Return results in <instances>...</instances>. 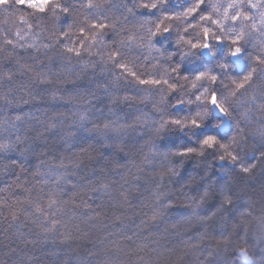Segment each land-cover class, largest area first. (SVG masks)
<instances>
[{
	"label": "trees",
	"instance_id": "obj_1",
	"mask_svg": "<svg viewBox=\"0 0 264 264\" xmlns=\"http://www.w3.org/2000/svg\"><path fill=\"white\" fill-rule=\"evenodd\" d=\"M230 2L206 0L222 7L219 14H213L211 8L205 14L220 18ZM251 2L264 5V0ZM9 5H0V35L14 39L18 38L19 29L25 27L21 14L37 11L15 4L14 0H9ZM241 10L254 19L224 21L221 37L227 42L232 35L228 29L239 31L243 25L246 35L242 42L248 53L255 56L260 42L264 41L259 15L264 7L251 8L249 0H243ZM233 11L229 10V15ZM252 23L256 24L255 29ZM212 27L216 31L215 25ZM209 42L216 43L211 38ZM242 63L249 62L242 60ZM14 65L11 56H0V73L10 76L9 68ZM213 74L218 77L215 83L205 79L196 89L189 85L191 99L195 100L203 88L210 87L216 90L218 102L237 117L234 127L240 123L244 128L247 123L256 129L264 122L261 121L264 72L258 69L253 80L235 96L230 94L235 88L231 79H241L245 71L239 75L230 73L228 78L222 77L218 70ZM16 75L23 77V70L16 71ZM24 82L27 83L26 77ZM33 95L36 103H43L40 96ZM130 95L114 92L109 109L97 110L105 111L104 118L80 112L81 123L96 120L95 127L89 124V132L84 134L94 138L81 140V146H74L77 141L72 115L62 108L44 107L27 114L0 109L3 113L0 136L7 134L5 121L9 117L25 118L29 131L33 127L30 121L45 125L38 129L36 140L26 137L27 142L12 146V151H0V261L10 264L12 258V264H129L144 258L154 260L155 264H167L170 260L184 264L189 258L186 253L222 239L211 226L223 225L225 218L213 217L216 209L206 216L204 209L193 204V199L200 200L203 194L196 197L187 183L175 185L169 180L170 169L175 172L184 169L186 178L189 172L198 171L191 160L176 155L183 147L192 146V142L182 134L168 133L164 137L154 132L146 134L151 132L150 126L159 115L144 107L151 105L150 100L143 103L126 100ZM26 100H29L27 96ZM117 102L126 106L131 115L117 111L113 107ZM37 144L41 146L36 147ZM21 151L26 159L15 158ZM220 162L216 160L217 167ZM153 215L157 219L152 220Z\"/></svg>",
	"mask_w": 264,
	"mask_h": 264
},
{
	"label": "clouds",
	"instance_id": "obj_2",
	"mask_svg": "<svg viewBox=\"0 0 264 264\" xmlns=\"http://www.w3.org/2000/svg\"><path fill=\"white\" fill-rule=\"evenodd\" d=\"M193 3L194 0H52L43 13L23 12L25 27L19 29L18 38L0 35V56H11L15 60V65L9 68L10 76L0 73V109L27 114L44 107L62 108L72 115L77 141L74 146H81V140L94 138L84 134L89 132V124L95 127L96 120L81 123L80 112L104 118L105 111L97 110L109 109L114 92H127L132 95L125 97L126 100L136 99L140 103L150 100L151 105L144 107H150L154 115H159L150 126L151 132L146 134L154 132L162 137L168 133L182 134L192 146L207 134L216 135L225 143L236 136L237 143L231 145L238 156L236 161H221L217 149H207L202 155L186 158L197 167L196 173L189 172L186 178L183 169L169 176L175 185L187 183L196 197L203 194L200 200L194 198L193 204L204 209L206 216L216 209L213 217L225 218L223 225L213 223L211 226L222 239L186 253L189 258L184 264H264V122L256 129L247 123L244 128L240 123L234 127L237 117L232 112H229L230 119L221 116L206 103L207 94L201 95L199 103L190 98L193 95L189 87L191 78L198 71L218 70L222 77L228 78L230 73L239 75L246 70L242 60L226 59L227 49L223 43H212L211 49L192 48L193 43L205 42L203 26L208 25L213 30L210 21L200 20L203 10L195 18L184 14L186 6ZM205 9L209 12L207 3ZM157 24L161 25L159 31ZM165 28L169 29L167 33ZM214 32L221 35L217 27ZM211 40L215 41V36ZM70 48L73 51H68ZM224 63L229 67L219 66ZM121 64L140 78L159 79L162 83L140 85L120 69ZM13 68L23 70V77L17 76ZM170 84H175V89ZM217 91L223 95L222 90L217 88ZM33 93L40 96L43 103H36ZM113 107L131 115L119 102ZM205 111L207 116L201 120L198 113ZM193 119L199 121L200 127H193ZM172 120H180L181 125L172 124ZM29 123L33 124L31 131L26 127L25 118L9 117L5 121L7 134L0 136V145L12 151V146L27 142L26 137L36 140L35 134L45 125L38 121ZM15 158L26 159L22 151ZM217 159L221 161L219 167ZM241 166L250 167V171L242 172ZM241 249L246 255L241 254ZM9 260L12 264V258ZM129 264H155V261L141 258ZM167 264H175V261Z\"/></svg>",
	"mask_w": 264,
	"mask_h": 264
},
{
	"label": "snow or ice",
	"instance_id": "obj_3",
	"mask_svg": "<svg viewBox=\"0 0 264 264\" xmlns=\"http://www.w3.org/2000/svg\"><path fill=\"white\" fill-rule=\"evenodd\" d=\"M15 4L18 5H26L27 8L35 9L37 12H45L47 10V7L52 3V0H14ZM243 3V0H232V2L227 4V7L224 8L223 14L220 16V18L214 19L211 14H205L208 11L205 9L206 0H194V3L192 6H186L184 10V14L186 16L195 18L197 15H200L201 11H204L203 15H200L201 21H210L213 25H215L217 28L220 29L221 32H224L225 30V24L224 21L231 20L233 22H240V21H249L253 20L254 18L250 16L246 11L241 10V4ZM208 4V3H207ZM0 5H9V0H0ZM222 5H218L215 3L208 4V8H211V11L214 13L219 14L220 8ZM249 7L251 8H257V7H264L262 4H257L251 2L249 0ZM229 10H234L231 15H229ZM260 15V24H261V34L264 35V11H261L259 13ZM21 20H23V17H21ZM186 23L188 21H185ZM195 26V25H193ZM100 27H104L103 25H100ZM157 31H159V28L161 27L160 24H157ZM251 27L255 29L257 26L255 23H252ZM165 33L169 31V29H164ZM229 33H232V35L228 38V41L225 42L221 35L216 34L212 29H210L207 26L202 27V33H203V40L204 43H193L191 46L193 49H211L212 45L209 42V38L212 36H215V42L217 44L224 43L225 47L227 49L226 52V59L228 60H236V61H248L249 63L246 64V70L245 74H243L241 79H235L232 78L231 82L233 85H235V88L231 91V95L235 96L237 91L240 89H244L245 85H247L250 81L253 80L254 74L257 73L258 69L261 72H264V41H261L259 44V52L255 56H251L247 48L245 46L244 41L245 38V31L244 26L242 25L240 30L237 31L235 28L230 27L228 29ZM17 36L20 35L19 32L16 34ZM11 43V41H8ZM68 51H73V49H68ZM76 54L79 55V51L76 50ZM221 68H228L229 64L224 63L219 65ZM120 69L124 72H126L127 75L131 76L133 79L138 80V83L140 85H155L158 86L162 83L159 79H152V78H140L137 76V73L135 71H130L127 69V66L124 64L119 65ZM217 75L213 74V71L211 69L198 71L197 73L193 74L191 78V87L193 89H196L199 82L203 80H208L211 83H215L217 81ZM185 79H188V77H185ZM163 83L168 84V81H163ZM171 88L175 89V84L169 85ZM200 87H203L201 84ZM207 94L208 99L207 102L211 105L212 109H215L216 112H218L221 116H223L226 119H230V113L226 107H224L223 103L218 102L217 92L216 90H211L209 88H203V91L200 93V95H197L195 97L196 101H200L201 95ZM200 116V119H205L207 116V111L203 113H198ZM19 119V117H17ZM172 124L175 125H181L180 120H172ZM191 124L193 127H200V123L198 120L193 119L191 121ZM107 127V125L105 126ZM161 128L164 127L163 124L160 126ZM159 131V130H157ZM237 143V137L233 136L230 138V140L225 143L221 142L216 135L213 134H207L205 135L201 140L198 141L196 146H187L183 147L182 151H178L176 155L184 158L190 157L192 154L195 155H202L205 150L207 149H217L220 153L219 159L221 161H224L226 158L230 159L231 161H236L238 159L237 154H234V152L231 150V145H234ZM5 150L4 145H0V151ZM167 155V153H165ZM172 174L175 175L176 172L174 170H171ZM241 171L244 173H247L250 171V167H244L241 166ZM207 195V193H205ZM229 199L228 197H225V203H228ZM15 218V217H14ZM152 220L157 219L156 215H153L151 217ZM222 241H218V243H221ZM241 254L246 255L245 250L241 249Z\"/></svg>",
	"mask_w": 264,
	"mask_h": 264
}]
</instances>
